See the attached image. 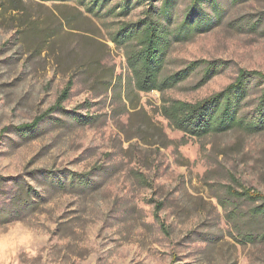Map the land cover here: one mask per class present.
I'll return each instance as SVG.
<instances>
[{
  "label": "rangeland",
  "instance_id": "obj_1",
  "mask_svg": "<svg viewBox=\"0 0 264 264\" xmlns=\"http://www.w3.org/2000/svg\"><path fill=\"white\" fill-rule=\"evenodd\" d=\"M22 1L14 11L0 0V264H264V240H240L228 213L251 203L220 205L228 186L264 193V131L197 138L160 112L165 99L221 90L240 68L264 71V0H217L221 23L176 42L164 73L198 59L225 67L163 93L135 89L123 47L109 39L149 0ZM191 1H174L175 22ZM203 5L211 11V0ZM69 80L59 109L32 131L16 128L51 108ZM70 172L88 184H68ZM19 186L35 202L16 212L8 197Z\"/></svg>",
  "mask_w": 264,
  "mask_h": 264
},
{
  "label": "trees",
  "instance_id": "obj_2",
  "mask_svg": "<svg viewBox=\"0 0 264 264\" xmlns=\"http://www.w3.org/2000/svg\"><path fill=\"white\" fill-rule=\"evenodd\" d=\"M149 1L148 8L142 16L136 20L118 22L109 35V39L115 45L124 49L126 64L135 89L143 92L157 90L163 93L176 87L200 69L201 79L197 83L199 87L221 72L225 67V61L198 59L188 62L172 73H164L168 54L176 42L190 40L198 33L210 29L214 24L221 23L225 10L217 0H211L210 12H207L203 5L208 0H192L184 10L183 19L180 22L174 20L175 0H161L160 4L155 3L157 0ZM1 2L6 3L9 10L14 11L24 6L22 0H1ZM107 2L108 0H94L93 4L103 5ZM87 10L92 11L91 7H87ZM127 10L128 8L123 6L119 14L126 15ZM196 15H199L198 18H195ZM260 20L259 18L251 22L247 19V23L245 22L247 29L256 30ZM70 85L69 80L55 104L46 112L37 116L32 122L18 125L16 128L22 131L34 130L49 112L61 107V103L68 96ZM160 112L173 128L197 138L232 130L247 134L261 133L264 131V71L240 68L235 79L221 90L194 102L165 99ZM90 118L86 115L84 119ZM4 180L6 178L0 177V184ZM75 181L88 184L86 175L70 172L68 184L72 185ZM16 189L17 191H9V208L17 212L21 206L34 204L35 201L21 186ZM226 193L227 199L220 200V205L224 209L227 208V202L231 198L245 200L252 205L244 211L242 216L238 215L237 208L228 211L240 240L243 242L264 240V227L261 230H254L244 226L246 221L264 225V193L241 184L239 189L228 186ZM6 208L0 210H7ZM244 217L246 221H243Z\"/></svg>",
  "mask_w": 264,
  "mask_h": 264
}]
</instances>
